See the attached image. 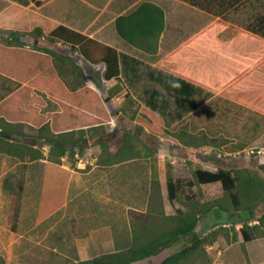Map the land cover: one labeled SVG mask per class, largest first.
<instances>
[{"label":"rangeland","instance_id":"1","mask_svg":"<svg viewBox=\"0 0 264 264\" xmlns=\"http://www.w3.org/2000/svg\"><path fill=\"white\" fill-rule=\"evenodd\" d=\"M36 27L0 29V48L7 52L14 49L16 56L24 51L55 53L50 57L53 85L63 86L70 93L82 87L94 89L111 120L97 129H81L78 124L74 133L62 138L67 153L61 157L51 139L72 131L73 127L66 126L70 120L68 103L35 89L37 75L31 76L30 71L13 75L15 79L10 84L4 82L12 71L8 58L13 54L0 51V58L5 59L3 65L0 63V100L10 89L21 99L32 101L28 124L0 120V257L5 264H80L85 250L90 260L99 257L110 250L102 245L106 238L112 234L123 239L129 233V222L139 218L136 210L162 208L166 203L187 209L192 202L205 207L221 202L229 213L243 212L246 224L249 213L235 211L221 184L197 183L195 171L199 169L230 170L234 175L259 180L263 199L254 216L264 212V167L255 163L264 139L248 152L235 154L237 145L231 144L232 138L239 136L240 142H245L244 135L216 132L223 119H231L232 111L235 115L246 114L238 106L233 110L231 106L226 114L213 100L207 106L209 133H184L183 129L190 125L200 129L202 118L198 112L178 127L164 130L166 137H159L142 126L150 121L139 103L112 99L119 86L108 87L99 76L101 70L97 76L101 85L97 89L89 86L83 68L77 66L87 65L80 53L51 39L44 29L36 33ZM63 54L66 60L60 65ZM250 108L257 114L251 122L258 121L262 126L260 115H264V109L259 107V101ZM75 112H71V118H77ZM246 118L247 114L241 117V123ZM256 135L264 138V133ZM248 137L250 140L253 135ZM168 175L180 180L179 198L172 202L168 197ZM221 229H211L205 236L206 245L181 264H211L216 249L208 252L207 245L224 234ZM196 235L180 238L175 252L188 246Z\"/></svg>","mask_w":264,"mask_h":264},{"label":"crops","instance_id":"2","mask_svg":"<svg viewBox=\"0 0 264 264\" xmlns=\"http://www.w3.org/2000/svg\"><path fill=\"white\" fill-rule=\"evenodd\" d=\"M144 5L158 10L147 9L133 21H122L121 29L131 40L121 36L118 21L132 16ZM12 7L40 15L50 23L115 49L120 60V79L105 81V65H93L85 60L87 65L77 66L83 68L88 85L95 89L101 85L97 79L101 70L99 76L108 87L119 86L112 99L139 103L147 116L153 114L162 119L164 130L178 127L183 120L200 112V129L190 125L183 129L184 133H209L207 106L215 100L217 108H223L226 114L231 106L232 110L238 106L247 114V120L241 123L240 118L246 114L235 115L232 111L231 121L223 119L222 126L220 122L216 129L223 135H244L245 142H240L239 136L232 138L231 144L237 145L235 154L246 153L254 144H262L264 138L259 139L256 134L264 133V115H260L262 126L258 121L251 122L257 114L232 95L250 103L259 101V107L264 109V0H0V15ZM9 50L13 54L8 58L12 71L4 82L10 84L15 79L13 75L22 73L18 68L22 54L16 56L14 49ZM0 51L7 52L1 48ZM36 53L44 55V52ZM65 57L64 54L60 57V65ZM167 58L173 59V67L183 69L189 78L161 68L160 62ZM4 62L0 58L1 65ZM6 94L0 105L15 95L10 89ZM12 107L14 110L15 106ZM9 114L1 115L0 120L19 123ZM249 135H253L250 140ZM259 155L255 163L264 167L263 145ZM178 210L186 211L167 203L162 208L136 210L139 218L129 222L130 231L123 239L111 234L102 243L110 249L105 254L116 252V246L149 244L165 238L175 229ZM242 215L243 212L233 214L215 208L199 222L196 234L200 237L207 236L211 229H226L207 245L208 252L216 249L211 264H264V237L256 236L245 242L241 234L245 226ZM253 222L247 223L254 226ZM179 240L133 264H161L176 253ZM82 260H90L87 250Z\"/></svg>","mask_w":264,"mask_h":264},{"label":"trees","instance_id":"3","mask_svg":"<svg viewBox=\"0 0 264 264\" xmlns=\"http://www.w3.org/2000/svg\"><path fill=\"white\" fill-rule=\"evenodd\" d=\"M37 4L41 5L40 2ZM152 8L158 10V8L152 5H144L132 16L120 19L118 21L119 34L124 38L131 40L123 29H121L120 25L122 21H133L143 12H146L147 9ZM161 23V28H163V19L161 20ZM31 26H37L35 32L38 34H41L42 29H44V33H46L51 39L56 40L63 45L70 46L72 50L80 53V55L89 63L93 65L104 64L105 81L120 79V60L118 52L115 49L88 39L84 35L71 29L50 23L44 17L23 11L19 7H12L0 15V29L13 27L21 30ZM13 34L17 33L15 32ZM44 52V55L36 53L35 51L22 52V61L18 63V68L22 73H29L30 71L29 74L31 76L37 75V77L34 78V80H36L34 83L35 85L33 84L35 89L40 92L44 91L46 95L60 99L64 103H68V112H70L68 119L70 120H67L66 126L73 127L71 129L72 131L62 132L55 135L54 139H51V143L54 147L60 149L59 155L64 157L67 150L66 145L62 140L63 137L68 133H74L78 128V124L82 125V127H80L81 129L84 126H89L90 129L103 127L104 123H108L111 120V116L105 108L102 98L94 90L88 87H82L77 92L70 93L63 86L56 88L53 85L50 76L54 73L53 70L50 69V57L54 56L55 53ZM172 61L173 59L167 58L160 62L159 66L171 74L179 75L181 78H189L183 69L174 68ZM232 96L241 102H246L250 106L255 104V102L250 103L241 96ZM13 105L15 106L14 110L12 107ZM31 106V100H27L26 98L21 99L20 94L18 96L14 95L0 105V116H7L10 113L9 117L11 119H14L16 122L28 124L31 120ZM8 107H10V110ZM76 108L78 109V113L75 112ZM71 112L77 113V118H71ZM148 119L150 124H147L145 121L142 123V126L159 137H166L162 119L153 114H149ZM195 178L199 185L221 184L224 193L228 194L231 199L235 211H246L250 215L249 221L258 222L254 226H249L248 223H246L241 230L245 242L251 241L256 236L264 237V212L259 217L254 216V210L258 206V202L263 199V187L259 180L251 178L250 176L242 177L239 173L234 175L232 171L224 169H219L216 172L199 169L195 171ZM178 182L179 181L173 179L172 176H167V190L171 202L179 198L178 191L180 187ZM243 200L248 202L246 203L247 205H243ZM215 208L229 213V210L222 205L221 202L207 207L192 202L188 205L185 212L181 210L177 211V215L174 218L176 220L175 229L166 235L165 238L155 240L149 244H132L124 248H119L114 253L104 254L88 261H82L80 264H133L145 260L146 258L152 257L168 248L174 241L195 233L199 222L207 217L209 212ZM221 230L224 232L226 229L223 228ZM215 238L216 237H214L211 243H213ZM203 245H206V237L196 235L192 238V241L188 246L180 252L168 257L161 264H181L184 260L199 251ZM0 264H5L1 257Z\"/></svg>","mask_w":264,"mask_h":264}]
</instances>
